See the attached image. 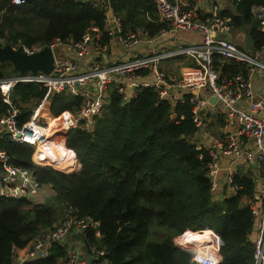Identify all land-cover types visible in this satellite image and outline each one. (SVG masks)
<instances>
[{
  "label": "trees",
  "instance_id": "16d2710c",
  "mask_svg": "<svg viewBox=\"0 0 264 264\" xmlns=\"http://www.w3.org/2000/svg\"><path fill=\"white\" fill-rule=\"evenodd\" d=\"M0 0V35L5 43L25 47L44 46L55 38L78 40L94 25L103 29L104 8L92 1L28 0L13 4ZM173 1V0H170ZM221 14L233 31L246 28L251 51L264 49V31L252 12L264 0H229ZM119 16L124 32L140 26L154 36L167 23L158 20L151 0H108ZM247 26V27H246ZM107 38L102 36V43ZM240 47L242 44L235 43ZM221 76L244 72L245 66L215 56ZM10 63H1V69ZM10 75V74H9ZM7 75V76H9ZM6 76V77H7ZM46 93L36 83H18L12 97L19 103H38ZM0 91V113L3 111ZM55 116L75 111L81 97L64 92L49 97ZM189 94L173 104L157 98L150 87L122 104L116 91L97 116L92 132L71 128L65 145L80 162L78 171L66 173L32 161V147L0 137V148L10 161L28 168L41 185L54 191L47 201L0 199V264H12V251L22 248L42 229L66 216L72 208L79 216L99 222L100 236L87 230L85 246L95 243L106 251L108 264H195L190 251L174 237L210 231L221 244L220 264H252L249 235L255 227L250 206L254 180L249 174L235 176L238 192L215 199L207 176L209 154L197 148V127ZM21 121L32 108L23 107ZM64 249L54 244L42 260L23 264H57Z\"/></svg>",
  "mask_w": 264,
  "mask_h": 264
},
{
  "label": "built area",
  "instance_id": "2783aa9c",
  "mask_svg": "<svg viewBox=\"0 0 264 264\" xmlns=\"http://www.w3.org/2000/svg\"><path fill=\"white\" fill-rule=\"evenodd\" d=\"M26 1L11 2L19 4ZM151 1L157 10L158 20L167 23L168 29L161 28L154 36L145 26L124 32L120 18L112 11L108 0H94L92 2L101 5L105 11L102 31L90 25L78 40L55 38L48 44L54 57L53 68L48 74L38 71L0 78L1 100L4 104L0 113V137L31 146V158L35 163L71 173L79 170L80 162L65 145L66 132L71 128L92 132L97 116L113 91L118 93L122 104L131 101L141 87H150L158 99L171 104L183 101V94L188 93L197 127L195 143L198 149L204 147L210 157L207 176L213 197L221 186L227 191V195L222 198L238 192L235 181V176L241 175L238 166L252 167L258 172L257 178L249 175L254 180L258 197L247 198V203L255 219V236L251 241L252 264H264V99L259 97L255 100L251 80L253 76L264 80V49L251 51L235 44L231 40L232 28L228 18L214 4L207 10H201L190 3L192 0L187 3L184 0ZM252 12L259 28L264 31V6L253 7ZM171 31L175 36L196 33L200 39L194 42L192 38H173L171 48L158 45L147 53H131L135 46L153 45L151 43ZM103 35L107 38L105 43H102ZM111 42L131 52L110 64L93 61L86 69L80 70V60L90 54L92 47L106 51ZM4 43L0 35V46ZM41 47L24 46V49L33 52ZM57 48H63L71 54L61 53ZM215 56L240 62L245 66V71L221 76L215 65ZM171 59L182 64L176 79L170 78L162 67L164 62ZM18 83H36L45 87L43 102L50 101V96L60 92L79 96L82 100L75 111L66 110L57 116L50 113L43 116L41 104L37 105L28 119L21 121L23 106L12 97ZM212 97L216 98L214 102L210 101ZM245 99L248 108L242 105ZM208 116L217 118L220 127L211 144L202 146L197 135ZM59 135L61 141L57 140ZM42 192L43 185L31 171L12 163L7 151L0 148V199L33 203L37 202ZM98 226L99 222L91 216H79L74 209L67 208L66 216L55 222L53 227L40 230L26 246L13 249L12 264L45 259L54 244L64 249V255L58 258L57 264H108L103 247L95 243L85 246L88 229H92L96 237L100 236ZM191 235H200V238L194 242L192 239L196 236ZM180 236L182 240L178 242L179 246L191 252V260L195 264H220L219 248H214L212 239L216 235L212 232Z\"/></svg>",
  "mask_w": 264,
  "mask_h": 264
},
{
  "label": "crops",
  "instance_id": "0c3cea01",
  "mask_svg": "<svg viewBox=\"0 0 264 264\" xmlns=\"http://www.w3.org/2000/svg\"><path fill=\"white\" fill-rule=\"evenodd\" d=\"M80 1H94V0H80ZM187 2H189L190 0H184ZM192 5H196L198 6L199 9L201 10H207V8L209 6H211L212 4L214 5H217V7L219 8V10H223L225 9L226 7L228 8H232L231 5L228 6V1L224 2L223 0H192V2H190ZM194 37L198 35V40L200 39V35L199 34H196L194 33ZM232 35H234L232 33ZM175 39V38H179L180 40H189L190 38H192V35L191 34H177L175 36L174 32L171 31L169 32L167 35L163 36V37H160L158 38L155 42L151 43L153 45H143V44H139L137 46H135L133 49H132V52L131 50L130 51H127L126 49H124L121 45H119L118 43L116 42H111L108 44V49L106 51H103V50H100V49H97L96 47H92V50L90 52L89 55H87L84 59H81L80 60V70H84L86 69V67H88V65L93 62V61H98L100 62L101 64H110L112 63L113 61L119 59V58H123V57H126L130 52L132 54H135V53H147L148 51H152L154 50L158 45H162L163 47H168V48H171L172 47V39ZM197 41H194V42H197ZM232 41H233V38H232ZM234 42V41H233ZM234 43H237V42H234ZM251 50V49H249ZM57 51L61 52V53H68V54H71L69 53L68 51H66L65 49L63 48H57ZM170 62L171 61H174L176 62L177 66L179 65V68L181 67L180 64L178 62V60H174V59H171L169 60ZM182 65V64H181ZM165 66V63L162 64V67L164 68ZM167 69V68H166ZM252 89H253V92L255 94V100L259 97H261L262 99H264V80L261 79L260 77H257V76H253L252 77ZM23 107H31L32 109L37 107V105H40V111H41V114L44 115H48L49 113H51V109H50V101L46 100L45 102H43V100H40L38 103L34 102V101H31L29 103H21ZM242 105L246 108H248V101L247 99L243 100L242 102ZM40 121L42 122V119H40ZM206 121L207 123H210V122H215L217 123V126L215 125H212L210 126V130L208 129H205L204 128L200 129V134L197 135V138H198V141H199V144L202 145V146H209L211 144V142L213 141V138L214 136H216L218 130H219V120L213 116H208L204 119V123H203V126L206 124ZM67 136V132L65 134V138ZM64 138V140H65ZM237 170L238 172H240V174H249L251 175L252 177H256L257 175V170H255L254 168L252 167H248V166H245V165H240L237 167ZM257 178V177H256ZM47 186L48 185H43V190L46 191L47 190ZM50 188V186H48ZM51 190V188H50ZM53 192V190H51ZM227 195V191L225 188H223L222 186L218 188V190L214 193V196L216 199H221L222 196H225ZM40 197L41 199H43V193L41 194V196L38 197L37 199V202H40ZM42 201V200H41ZM244 202H249V199L247 198H244L243 199ZM197 234V233H196ZM189 235V234H188ZM191 236H196V238L192 239L194 242L195 240H197V238H200V235H191ZM199 236V237H197ZM255 236L254 234V230L251 231L250 235H249V239L252 241L253 237ZM213 246L216 250H218L219 248V240L218 237H213Z\"/></svg>",
  "mask_w": 264,
  "mask_h": 264
},
{
  "label": "water",
  "instance_id": "95a60500",
  "mask_svg": "<svg viewBox=\"0 0 264 264\" xmlns=\"http://www.w3.org/2000/svg\"><path fill=\"white\" fill-rule=\"evenodd\" d=\"M53 51L50 46L44 45L36 51L27 52L23 45L13 47L10 43H4L0 46V78L4 77V71L1 69V63L8 62L18 74L26 72L37 73L38 71L46 74L53 68ZM215 97L210 99L211 102ZM258 194L255 193V198ZM91 257H89V260Z\"/></svg>",
  "mask_w": 264,
  "mask_h": 264
},
{
  "label": "rangeland",
  "instance_id": "374dc122",
  "mask_svg": "<svg viewBox=\"0 0 264 264\" xmlns=\"http://www.w3.org/2000/svg\"><path fill=\"white\" fill-rule=\"evenodd\" d=\"M223 1L224 2H226V1L230 2L229 0H223ZM229 5H230V3H228V6ZM233 34L234 35H231V40L233 38V41L234 42H237L240 45L242 44L247 49L251 48L250 40H249V38L247 37V34H246V28H243L241 31H236V32L233 31ZM191 35H192V41H197L198 40V35H197V37L196 36L194 37L195 34H193V33H191ZM164 63H165L164 69L166 70L168 76L170 78H175L176 79L178 77V73H179V65L177 66L176 62H174V61H171V62L170 61H166ZM180 66H181V64H180ZM3 71H4L5 76H7L9 74H10L9 76L16 74V73H13V71L11 70V68L8 67V66L5 67V69ZM212 125L217 126V123H215L213 121L210 122V123H207V121H206V124L204 125V127H202V129L204 128V130L205 129L210 130L211 129L210 126H212ZM57 140L61 141V135H59V137L57 138ZM55 142H57V141H55ZM51 190L47 186V190L46 191L43 190V192H42L43 193V199H41V197H40V201L42 200L43 202L44 201L46 202L47 199L54 194V191L52 192ZM31 204H33V203H31ZM181 240H182L181 239V236L179 237V235L174 237V241L178 245H179L178 242L181 241Z\"/></svg>",
  "mask_w": 264,
  "mask_h": 264
}]
</instances>
